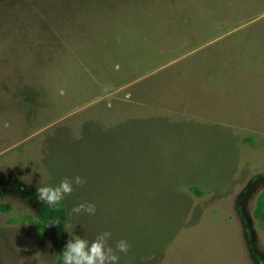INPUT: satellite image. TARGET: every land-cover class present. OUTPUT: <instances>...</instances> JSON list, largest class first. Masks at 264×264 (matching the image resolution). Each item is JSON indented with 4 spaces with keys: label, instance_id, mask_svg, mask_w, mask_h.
<instances>
[{
    "label": "rangeland",
    "instance_id": "1",
    "mask_svg": "<svg viewBox=\"0 0 264 264\" xmlns=\"http://www.w3.org/2000/svg\"><path fill=\"white\" fill-rule=\"evenodd\" d=\"M77 175L41 240L37 186ZM263 190L264 0H0V264L105 231L119 264H264Z\"/></svg>",
    "mask_w": 264,
    "mask_h": 264
},
{
    "label": "clouds",
    "instance_id": "2",
    "mask_svg": "<svg viewBox=\"0 0 264 264\" xmlns=\"http://www.w3.org/2000/svg\"><path fill=\"white\" fill-rule=\"evenodd\" d=\"M4 128H10L9 122H4ZM86 180L77 175L74 178H65L56 186H37V199L44 205L50 207L59 204L67 196H70L75 190V186H83ZM95 204L81 203L72 207L70 214L72 215H95ZM58 225L59 220L55 221ZM65 230L68 231L66 225ZM112 233L105 231L98 234L94 240L89 241L80 236H74L70 233L69 239L65 244L61 254L63 264H119L120 253L127 254L130 245L126 240H119L113 246L110 241Z\"/></svg>",
    "mask_w": 264,
    "mask_h": 264
},
{
    "label": "trees",
    "instance_id": "3",
    "mask_svg": "<svg viewBox=\"0 0 264 264\" xmlns=\"http://www.w3.org/2000/svg\"><path fill=\"white\" fill-rule=\"evenodd\" d=\"M253 216L260 226L264 228V190L258 196ZM66 224L69 220V208L66 198L55 206H47L41 214L38 215L35 223L38 227V236L41 240L50 232L51 226L55 221ZM63 264V258L59 261Z\"/></svg>",
    "mask_w": 264,
    "mask_h": 264
}]
</instances>
